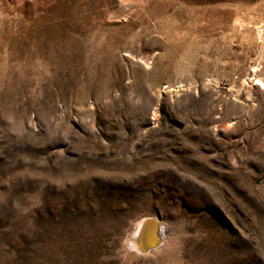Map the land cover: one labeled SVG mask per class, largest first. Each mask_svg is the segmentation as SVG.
<instances>
[{"label": "rangeland", "instance_id": "rangeland-1", "mask_svg": "<svg viewBox=\"0 0 264 264\" xmlns=\"http://www.w3.org/2000/svg\"><path fill=\"white\" fill-rule=\"evenodd\" d=\"M0 264H264V0H0Z\"/></svg>", "mask_w": 264, "mask_h": 264}, {"label": "bare ground", "instance_id": "bare-ground-1", "mask_svg": "<svg viewBox=\"0 0 264 264\" xmlns=\"http://www.w3.org/2000/svg\"><path fill=\"white\" fill-rule=\"evenodd\" d=\"M149 220L145 221V223L140 227L141 229L139 230L138 236L137 238L134 240L133 237H131V239H128L127 241V251L130 253H138V254H147V252L150 251H160L162 244L165 243L166 240V232L167 229L165 228V226H160V223L157 221V219L155 220L154 218H148ZM155 220L157 223H159V228H160V235H161V244L159 246V238L157 237V230L158 227L156 226H151V222ZM135 230V229H134ZM134 232V231H132ZM164 236V237H163ZM163 238L165 240H163ZM164 245V244H163ZM143 246H147L148 248L151 247H156L153 250L147 251L146 249L143 250L142 252L140 251V249H143ZM140 248V249H139Z\"/></svg>", "mask_w": 264, "mask_h": 264}, {"label": "water", "instance_id": "water-1", "mask_svg": "<svg viewBox=\"0 0 264 264\" xmlns=\"http://www.w3.org/2000/svg\"><path fill=\"white\" fill-rule=\"evenodd\" d=\"M147 220H149L148 218H146V219H143V220H141V221H139L138 222V224H137V227H136V229L134 230V232L132 233V236L131 237H133V239L135 240L136 238H137V236H138V233H139V230L141 229L140 227L145 223V221H147ZM156 226V227H158L159 226V223H157L155 220H153L152 222H151V226ZM160 228L158 227V230H157V237L159 238V243H158V245L157 246H159L160 244H161V242H162V240H161V235H160ZM156 246V247H157ZM156 247H151V248H148L147 246L145 247V246H143V249H140V251L142 252L143 250H147V251H150V250H153V249H155Z\"/></svg>", "mask_w": 264, "mask_h": 264}, {"label": "snow or ice", "instance_id": "snow-or-ice-1", "mask_svg": "<svg viewBox=\"0 0 264 264\" xmlns=\"http://www.w3.org/2000/svg\"><path fill=\"white\" fill-rule=\"evenodd\" d=\"M257 83H259V82H257Z\"/></svg>", "mask_w": 264, "mask_h": 264}]
</instances>
